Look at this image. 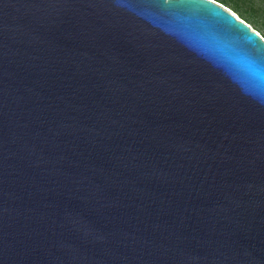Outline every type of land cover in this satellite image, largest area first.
Wrapping results in <instances>:
<instances>
[{
  "label": "water",
  "instance_id": "obj_1",
  "mask_svg": "<svg viewBox=\"0 0 264 264\" xmlns=\"http://www.w3.org/2000/svg\"><path fill=\"white\" fill-rule=\"evenodd\" d=\"M0 264H264V38L214 0H0Z\"/></svg>",
  "mask_w": 264,
  "mask_h": 264
},
{
  "label": "rangeland",
  "instance_id": "obj_2",
  "mask_svg": "<svg viewBox=\"0 0 264 264\" xmlns=\"http://www.w3.org/2000/svg\"><path fill=\"white\" fill-rule=\"evenodd\" d=\"M247 22L264 38V0H214Z\"/></svg>",
  "mask_w": 264,
  "mask_h": 264
},
{
  "label": "built area",
  "instance_id": "obj_3",
  "mask_svg": "<svg viewBox=\"0 0 264 264\" xmlns=\"http://www.w3.org/2000/svg\"><path fill=\"white\" fill-rule=\"evenodd\" d=\"M216 2V1H215ZM218 3V2H217ZM220 4V3H219Z\"/></svg>",
  "mask_w": 264,
  "mask_h": 264
},
{
  "label": "bare ground",
  "instance_id": "obj_4",
  "mask_svg": "<svg viewBox=\"0 0 264 264\" xmlns=\"http://www.w3.org/2000/svg\"><path fill=\"white\" fill-rule=\"evenodd\" d=\"M232 12V11H231Z\"/></svg>",
  "mask_w": 264,
  "mask_h": 264
}]
</instances>
